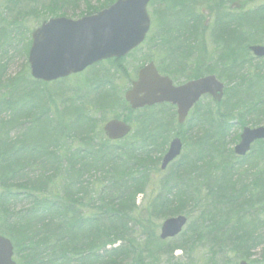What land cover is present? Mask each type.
I'll list each match as a JSON object with an SVG mask.
<instances>
[{
    "label": "trees",
    "instance_id": "16d2710c",
    "mask_svg": "<svg viewBox=\"0 0 264 264\" xmlns=\"http://www.w3.org/2000/svg\"><path fill=\"white\" fill-rule=\"evenodd\" d=\"M30 1L32 5L37 2ZM73 1L48 0V5L45 4L43 9L45 16L41 18L45 20L48 17L64 16L67 11H59L64 14L57 11L64 6H73ZM113 1L108 0L101 8ZM161 1L172 6L168 11L173 16L172 30L175 33V36L165 33L164 45L176 47L175 42H178L180 45L175 48V52L180 59L185 60V52H190L193 45L199 44L198 34L201 33L204 37L207 30L199 19L203 17V9L200 12L197 6L189 9L194 2L191 0ZM203 3H211L209 9H205L210 10L211 14V9L216 8L210 32L212 35L218 33L219 36L213 40L212 52L208 50L209 53L205 54L202 50V54V51L196 49L199 59L196 62L195 58L194 67H187L190 71L187 79L215 74L212 67L205 68L203 72L199 71L200 62L206 55L209 61L220 66L219 69L222 68L217 78L226 83V87L224 97L218 105L210 102L196 105L184 127L172 129L181 139L183 149L189 146L187 153L178 159V165L173 171L183 183L178 181L180 178L166 177L160 183L159 192L154 188L155 184H149L151 179L148 175L151 174L150 171L156 173L159 156L164 153L168 140L164 141V135L167 137L170 127V123H167L169 121L162 119L167 111L164 107L138 112L136 119L131 121L135 125L132 135L114 148V144L103 139L99 128L91 130L92 135L89 133L90 129L85 128L87 125L91 128L92 122L88 121L82 106L77 105L79 100L72 99L63 103V114H55L56 119L50 120L45 100L50 95L48 90L38 89L41 83L30 80L28 74L19 75L12 80L11 77L7 79L5 92L0 91V235L11 241L17 253L20 248L25 249V255L21 258L26 259V264H124L130 259L139 260L141 253L138 254L134 244L135 229L141 230L142 235L148 239L153 240L154 237L156 244H162L154 235L156 226L153 228L151 224L152 218H157L154 215L159 219L184 215L188 219L192 217L185 211L189 205L192 208L199 206L200 210L198 219L188 222L187 235L183 242L191 239L193 245L209 243L212 252L216 251L217 254L223 253L224 244L229 243L234 254L249 262L248 254L259 245H250L248 241L256 237L259 243L264 239V235L259 234L264 229V206L257 204L259 201L264 202V143H257L246 158L234 160L235 163H240L235 166L226 145L215 144L219 135L223 137L232 130L233 126L229 128L228 123L236 118L254 120V123L244 121L245 127H252L259 120H264V60L259 61L261 66H254L253 64L258 63L254 62L246 50L250 34L252 37L258 35L264 38V9L254 11L248 16L244 14L248 12L246 7L233 11L234 17H243L246 21L254 17L256 25L253 28L241 27L234 36H223L220 28L224 22H228L227 28L230 27L232 8L227 9L226 16L217 0H203ZM5 6H12L10 12H13L14 0H6ZM98 10L100 8L89 7L88 4L85 12L81 14L89 15ZM161 13L159 8L156 14L159 25L171 24L169 20L163 23L164 14ZM0 22V51L4 52L9 45L8 40L14 30L11 31L15 21L11 20L7 24ZM199 27L201 31L198 30ZM247 31L249 32L246 33ZM252 43H257V40H252ZM236 49H239L241 56L238 60L235 56V51H238ZM181 64L178 62L176 69ZM162 72L171 76L168 71ZM3 74L4 72L0 75L2 79ZM33 94L38 95L37 102L33 100ZM62 115H66V119ZM22 119L25 120L22 123L28 125L27 128L21 131L17 139L9 141L5 137L6 131L10 133L14 128L20 130L23 125L16 126ZM50 121L59 124L60 133L72 132L78 144L76 151L68 150L74 154L64 165L60 161V148L56 150L57 140L53 135H43L45 131L49 133L44 126ZM221 124L224 126L213 130ZM95 135L99 140L96 149L90 143L86 145L85 140L93 137V142L96 140ZM160 136L164 146L156 147L155 143ZM214 139L215 147H211ZM37 144L45 149L43 155L31 156L22 150H13L19 146ZM97 161H101L102 166L107 162L116 164L117 170L113 171L115 173L123 170L128 173L115 175L106 170L94 174V164ZM11 166L16 167L12 173H7ZM76 166H82L83 169L75 175ZM244 166L246 171L243 170ZM47 167L50 169L48 173L45 170ZM213 167L229 172L240 167V170L249 174V183L242 180L235 184L244 187V195L233 190L235 185L226 186L222 180L214 179L210 174ZM30 169L37 175L29 176ZM87 171L92 175L90 181L84 178L88 175L85 174ZM159 175L154 176V179ZM193 177L195 185L192 186ZM196 181L202 183L197 185ZM145 194L148 195V202L143 208H136L137 196ZM21 195L29 198L31 203L27 208L18 209L13 215L9 204ZM251 232L255 233L252 238ZM180 236H183V232ZM116 244L118 247H113ZM176 250L183 251L184 247H171L169 252L161 254H172Z\"/></svg>",
    "mask_w": 264,
    "mask_h": 264
},
{
    "label": "rangeland",
    "instance_id": "374dc122",
    "mask_svg": "<svg viewBox=\"0 0 264 264\" xmlns=\"http://www.w3.org/2000/svg\"><path fill=\"white\" fill-rule=\"evenodd\" d=\"M5 1L6 0H0V21L3 23H9L11 20L15 21V26L14 28L11 29L10 33V42L9 45L4 49L3 51H0V58H2L4 61L5 65L0 64V66L3 68L5 67L8 63H11L5 73L10 77L14 76L16 73L19 75L22 74H29L28 72V67L26 65V59H27V49L30 46V34L31 32L40 25V23L44 20V13L43 9L46 7L45 4L48 3V0H37L36 3L32 5V1H26V0H14V11L10 12V9L6 11V6H5ZM194 1L193 5L190 4L189 9H192L194 6L199 7V10L203 9V17H200L199 19L202 20V22H207V30L212 27L214 24V12L215 9H211L212 14L210 13V10H205L209 9L211 6L210 4L203 3V0H191ZM219 2V5L221 6V9L223 10V14L226 16L228 15L227 9L228 8H233L234 10L236 8H245L246 11L244 14L248 16L249 14L253 13L254 11H259L261 9H264V0H217ZM78 3L74 4L73 6H64L61 9H59L57 12L58 13H63L59 11H67V14H64V17L69 18V19H76L81 16H83V12H85L87 5L89 4V7H94V8H101L104 4L108 2V0H88L87 2L84 0H77ZM163 1L161 0H151L149 5L147 6V14L151 20V28L150 31L147 35V38L145 40V43L140 46L138 49L127 55L124 59L117 60L116 63L112 62H104L103 64H100L98 66H95V70L93 72L87 73L84 72L81 74L79 77H76L74 79H64L62 83L56 82L55 87L49 86L50 88L48 89L49 91L57 92L59 95L63 97H69L67 101L70 100H79L77 102V105L82 106L84 112L86 113V116L88 118L93 119L95 122L92 123L91 128L87 125L85 128H89L90 131L89 133L92 135L91 130H95L97 128H101L103 124L102 119H110L112 117H116L117 115H120L121 120L124 122H130L127 124H130L131 127L134 129V125L131 122L132 120L136 119V113H131L125 104L123 100V95L126 90H128L129 87V82L133 81L135 78V73L136 71L141 68L144 64L147 62L152 61L155 67L160 71V70H165L168 71L172 77L176 79L178 83H175L172 81L175 85L182 84L186 82L188 79V76L190 74V71L187 70V67L192 66L193 62H196L199 59V53L197 50H204L205 54L213 51L210 46V42L212 41V34L211 32L206 33L207 30L205 31L206 34H204V40L200 42L201 39V33L198 34V40L199 44L198 45H193L192 49L190 52L186 53L187 58L185 60L180 59V56L176 54L175 48L179 47V43L175 42L177 44L176 47H167L164 45L163 39L165 38V33H172L175 36V33L173 32L172 28L174 25V22L171 20V24L167 25H162L160 28L159 22L157 20V11L159 8H161V11L163 13H170L171 11H168V8L172 7L171 4L168 6L163 5L160 6ZM233 4V5H232ZM27 5V6H26ZM48 5V4H47ZM232 5V6H231ZM31 6V8H29ZM160 6V7H159ZM5 7V8H4ZM29 10V11H28ZM171 10V9H170ZM43 13V14H42ZM260 12H258L259 14ZM196 14V12H195ZM257 14V13H256ZM201 16V13L199 14ZM198 15V16H199ZM231 17H234V12L230 14ZM52 18V17H51ZM198 19V21H199ZM167 15L162 16V21L165 23L167 21ZM201 22V23H202ZM1 23V22H0ZM199 31H201V27L198 28ZM247 31L246 33H248ZM252 40H257V45H263L264 46V38L262 36L255 35L252 37L250 34L248 36V45H252ZM253 44V45H254ZM21 47L24 48V52L26 54L22 53L19 55L18 51H16V47ZM197 49V50H196ZM196 50V51H195ZM173 54L175 56H173ZM203 54V51H202ZM204 57V56H202ZM201 57V58H202ZM178 59H180L178 61ZM178 62H181V66L176 69V64ZM195 64L192 66L194 67ZM254 62H257L258 64H253L254 66H261L262 64L259 63V61L254 60ZM214 68L215 71L220 72L219 66L216 65L213 62H210L207 59V56L205 55L204 60L202 59L200 62V68L199 71H204L205 68ZM264 73V69H263ZM181 75V76H180ZM217 77V76H216ZM54 96V95H53ZM32 98L35 102L38 101V95L33 94ZM28 99V96L26 97ZM48 106H47V112L49 113V119L52 120V118L55 120L56 117L54 116L55 114H59V109L54 111L51 109L49 106V102L47 99H45ZM206 103H209V99L205 100ZM56 105H59V101L55 100ZM60 106H63V103L60 104ZM67 107V106H66ZM124 110H126V114H124ZM123 113V114H122ZM63 119H66V115H62ZM162 119L170 123V127L167 130V137L168 140L166 142V147L168 145V142L177 135L175 130L172 129H177L178 126L176 125L175 121V116L170 114L169 110L165 112V115L162 116ZM22 121L25 122L24 119H22L19 123H17L16 127H20L19 125H23V127H20V130L18 128H14L13 130L9 132L6 131L5 137L9 141H12L14 139H17L19 137V134L21 133L22 130H25L27 128V124H23ZM249 122V121H248ZM172 123V124H171ZM67 124V121L65 122V125ZM176 125V126H175ZM173 126V128H172ZM250 127V126H248ZM61 128V127H60ZM65 130V129H64ZM174 131V133H172ZM59 133V134H57ZM232 133H239L237 127L232 129ZM53 135L54 139L57 140V146L60 147V161L63 163L62 165L65 164L66 160L69 159V157L74 154V152H70L66 149L69 148V145L67 143L60 144V139H56L57 137H62L63 139H66L70 142L74 141L76 143V140H69L70 137L73 138L72 132H66V133H60L56 132ZM96 139L95 141V147H98L99 145V140L96 138V135L94 136ZM77 144V143H76ZM189 149V146H187L184 149L183 154H186ZM165 151V149H164ZM67 155V157H66ZM65 157V158H64ZM153 160V159H152ZM151 160V161H152ZM85 162L83 163V165ZM82 165V166H83ZM177 162L175 161L171 165H169L164 173L161 174V176L156 177V182H155V189L157 192L160 191V185L159 182H162L163 180H166L168 177V174L171 171H174ZM82 166H76L74 168L75 175L77 172H79L82 168ZM240 167H237L236 170H240ZM35 169V168H34ZM246 167H243V170ZM46 172H50V169L47 167ZM34 170H29V176H36L37 173H33ZM151 174L148 175V178L152 180V171H150ZM243 177L242 180H246L247 182L250 181L249 174H246L243 171ZM85 174L86 175L84 178L87 181H90L92 179V175L90 171H87ZM73 175V174H72ZM252 175V174H251ZM203 179V176H201ZM199 179V180H201ZM150 180V181H151ZM195 179L193 177V185ZM151 182H149L150 184ZM202 182L201 181H196L197 185H200ZM150 188V187H148ZM146 191V190H145ZM147 192V191H146ZM148 193V192H147ZM147 194L143 196H137L135 200V206L136 208H143L145 204L148 202L149 198H147ZM31 203L29 198H24L22 195L20 198H18L15 202L12 204H9L10 207L12 208V214L15 215L16 211L21 208H27V206ZM192 205L187 206L186 212L188 215H190L191 218H188V222H192L194 220L198 219L199 215V210L197 208H192ZM192 210V211H191ZM138 212H140L138 210ZM157 218H152L151 224L153 228L156 226V231L154 235L158 233V227L161 224V222L164 219H159L157 215H154V217ZM14 219H11L13 221ZM187 228H184L183 231V236H179L178 238H175L171 241H164L162 244H156L154 237L152 239H148L146 236L142 235L141 230L135 229V238H134V244L137 246V251L138 254L141 253V256H139V260L136 259H130L128 261H125L124 264H238V262L244 260L242 256H239L237 254H234L232 251V247L230 248L229 243H225L223 250L224 252L217 254L216 251L211 250L210 244L209 243H204L201 242L199 245H193L191 243V239H188L186 242H183L186 239L187 235ZM259 234L264 235V229L260 230ZM183 246L184 250H176L172 252V254H165L162 255L161 252H169V249L171 247H176V246ZM264 245V244H263ZM17 250H14V261L17 264H26V259L21 258L25 255V249L20 248L18 250V253L16 252ZM137 254V255H138ZM245 254V253H244ZM240 254V255H244ZM249 264H264V247L258 246V248L253 249L249 254ZM246 261V260H245Z\"/></svg>",
    "mask_w": 264,
    "mask_h": 264
},
{
    "label": "water",
    "instance_id": "95a60500",
    "mask_svg": "<svg viewBox=\"0 0 264 264\" xmlns=\"http://www.w3.org/2000/svg\"><path fill=\"white\" fill-rule=\"evenodd\" d=\"M149 0H118L99 13L75 21L51 19L32 32L28 53L30 76L37 81L47 82L76 74L101 60L122 58L136 48L144 39L149 28L145 6ZM249 52L255 58H264V47L251 46ZM223 85L215 77L207 76L173 88L167 78L160 77L150 63L137 74V80L124 95L132 110L150 107L159 103L176 106L177 123L183 124L189 110L203 96L209 94L213 103L222 99ZM130 128L118 121H109L103 128L107 139H123ZM264 139V130L249 131L244 128L238 154L248 151V144L255 139ZM180 141L170 142L162 158L160 169L179 154ZM186 220L170 218L160 228L161 240L173 238L180 233ZM12 247L0 237V264L11 261ZM240 264H245L241 262Z\"/></svg>",
    "mask_w": 264,
    "mask_h": 264
},
{
    "label": "bare ground",
    "instance_id": "6f19581e",
    "mask_svg": "<svg viewBox=\"0 0 264 264\" xmlns=\"http://www.w3.org/2000/svg\"><path fill=\"white\" fill-rule=\"evenodd\" d=\"M151 2V0H149L148 2H147V4H146V6H145V13H146V15H147V17H148V20H149V28H148V31H147V33L145 34V36H144V39H143V41L141 42V44L143 45L144 43H145V40H146V38H147V35H148V33H149V31H150V28H151V20H150V18H149V16H148V14H147V6L149 5V3ZM76 3H78L76 0H74L73 1V4H76ZM163 5H165V3L164 2H162L161 3V5L160 6H163ZM159 6V7H160ZM10 9V11H12L11 9H13V7L12 6H8L7 8H6V11H8ZM161 14H164V15H167V19L169 20V21H173V16H170V14L169 13H161ZM83 15H86V14H83ZM55 19H61V16H57V17H55ZM49 20H51V17L49 18H46L43 22H48ZM157 20H158V22H159V19L157 18ZM230 27H228L227 28V23L228 22H224L223 23V25L221 26V30H222V35L223 36H234V34L238 31V29H240L241 27H247V28H253V27H255V25H256V20L254 19V17H250L247 21L245 20V18H243V17H230ZM228 20V21H229ZM203 25L205 26V27H207V22H203ZM260 26V25H259ZM160 28L162 27V26H159ZM211 29V28H210ZM210 29H208L209 31H210ZM212 36H214V37H216V36H219V34L218 33H216V34H214V35H212ZM8 42L11 44V42H10V39L8 40ZM210 45H214V42H213V40L209 43ZM29 49H30V46H29V48L27 49V59H28V53H29ZM24 50V48H21V47H16V51H18V54L20 55L21 53H22V51ZM236 50H238L237 52L235 51V56H236V58H237V60L238 59H240L241 58V56H240V53H239V49H236ZM23 54H26V52H24L23 51ZM0 56H1V54H0ZM219 58H221V56L219 57ZM27 59H26V65H27V67L29 68V66H28V62H27ZM116 58H110V59H108V60H115ZM204 60V59H203ZM4 61L5 60H3L2 58H0V64H2V65H5L4 64ZM224 61V60H223ZM104 63V62H106V60H101V61H99V62H96V63H94V64H100V63ZM211 62V61H210ZM11 63H8L5 67H3V68H1L0 69V75L4 72V74H3V79L2 78H0V91L1 92H5V90H6V83L8 82V78H9V76L5 73V71L7 70V68H8V66L10 65ZM220 67V66H219ZM95 70V67H93V66H86L85 68H84V70L83 71H81V72H79V73H76V74H71V75H69V76H67V77H65V78H61V79H58V80H56V81H47V82H42L41 84V86H40V88H38V89H40V90H43V91H45V90H48L50 87L49 86H53V87H55V84L54 83H56V82H60V83H62V81L64 80V79H69V80H71V79H74V78H76V77H79L81 74H83L84 72H86L87 71V73H90V72H93ZM219 70H222V68H220ZM221 74V72H215V74L213 75V77H215V79H216V81L219 83V84H221V85H223V89H222V96H221V98L223 99V97H224V91H225V87H226V83H224L223 81H221V80H219L216 76H218V75H220ZM17 76H19V74L18 73H16L14 76H12L11 78H10V80H12V79H14V78H17ZM28 76H29V78H30V80L32 79L31 78V76L28 74ZM9 80V81H10ZM174 80V78L173 77H171V76H169V81H173ZM196 80H200V78L199 79H188L187 80V82L186 83H190V82H193V81H196ZM33 81V80H32ZM49 91V90H48ZM48 94L50 95V98H48V102H49V106L51 107V109L52 110H54V111H56V110H58L59 109V114L61 115V114H63V111H64V108H62L61 106H60V104L61 103H66L67 102V98L66 97H63V96H61V95H59L57 92L56 93H54L53 91L51 92V91H49L48 92ZM54 95V96H53ZM206 99H209V101H210V103H211V96L209 95V94H204L203 96H201V98L195 103V105H198V104H201V105H205L206 104V102H205V100ZM222 99L220 100V102L222 101ZM55 100H58L59 101V105L57 104L56 105V103H55ZM219 102V103H220ZM209 104V103H208ZM159 107H164L165 109H168L169 110V112L170 113H175L176 112V106H174V105H171L170 103H159V104H156V105H153V106H150V107H147L148 109H156V108H159ZM129 109V108H128ZM142 110H144V109H141V111ZM131 113H133L131 110H129ZM58 114V115H59ZM123 114V113H122ZM124 114H126V110H124ZM135 115V114H134ZM189 118V115L187 114V116H186V118H185V120H184V122L183 123H185L186 121H187V119ZM121 119H123V118H121V116L120 115H117L116 117H112V118H110V119H102V121H103V123L104 124H102L101 126H99V127H101L99 130L101 131V132H103V128H104V126H105V124L106 123H108V121H118V122H120V123H123L124 125L126 124V121L124 122L123 120H121ZM89 122H95L93 119H91V118H89V120H88ZM244 121L245 122H247V121H251V122H253L254 123V120H249V119H247L246 117H243V119L241 120V118H236L235 120H233L232 121V123H228V126H229V128H231L232 126H233V128L232 129H234L235 127H237V129H238V131H239V133H232L231 134V132H232V130L231 131H229L228 133H227V135L226 134H224L223 135V137H220V135H219V139H218V142L215 144L214 142H215V139L214 140H212V142H211V144H210V146L212 147V146H214V144L215 145H221V144H223V145H226L225 147H226V150H227V152H229L228 154H230L231 156V158H232V160H231V158H230V160H231V162L234 164V166H235V164H240V163H235V161L234 160H236V161H239V160H242V159H244V158H246V156L251 152V150H252V148L257 144V143H264V139H255V140H253L250 144H248V151H246L245 152V154L243 155V154H238L237 152H236V148L241 144V136H242V134H243V131H244V127L245 126H243V124H244ZM260 122H257V125H254V126H252V127H250V129H248L249 131H255V130H259V129H261V130H264V120H259ZM86 123V122H85ZM172 124V123H171ZM134 125V124H133ZM176 125L178 126V128H179V124L177 123V120H176ZM175 125V126H176ZM222 126H224V124H221V126L220 125H217L215 128H213V130H217L218 128L217 127H222ZM45 129H47L48 128V132L49 133H54V132H59V128H60V126H59V124L58 123H51V121L49 122V123H47L45 126ZM134 128H135V125H134ZM131 129V131L123 138V140H126V139H128L129 138V136H131L132 135V132H133V127H131L130 128ZM201 132H202V130H201ZM49 133H47L46 131H45V133L43 134L45 137L46 136H51V135H57V134H59V133H57V134H49ZM93 138V137H92ZM92 138H90V139H85L86 140V145H88L89 143H90V146L91 147H94L95 148V141L96 140H93V142H91V140H92ZM164 138H166V139H164V141L165 140H167L168 138L166 137V135H164ZM56 139H60L61 141L59 142L58 141V143H60V144H63V143H67L68 145H69V148L67 149V150H71V151H76L77 149H78V144H76L74 141H72V142H70V141H68V140H66V139H63L61 136L60 137H57ZM75 138L73 137H70V139L69 140H74ZM173 140L174 139H178L179 141H180V144H181V146H180V152H179V154L166 166V168L164 169V170H161L160 169V166H161V162H162V158H163V156L166 154V152H167V150H168V147H169V144H170V142L172 141V140H170L169 142H168V145H167V147L165 146V153L164 154H162V155H160L159 156V159H158V164H157V168H156V173L155 174H153L152 173V180H151V185H154L155 184V182H156V180L154 179V176H156L157 174H160L159 176H161V174L162 173H164L165 171H166V169H167V167L169 166V165H171L172 163H174L175 161L177 162L178 161V159H180L184 154L183 153H185L184 152V149H183V145H182V142H181V139L178 137V136H174L173 138H172ZM155 145H156V147H160V145H162V146H164V143H163V141H162V137L160 136V139L158 140V141H156V143H155ZM87 147V146H86ZM215 147V146H214ZM221 147V146H220ZM60 147H56V150H58ZM83 148H85V147H83ZM97 148V147H96ZM95 148V149H96ZM61 149V148H60ZM13 150H22V151H24V152H26V153H28V155H31V156H33V155H43L44 154V152H45V149L41 146V145H29V146H19V147H17V148H15V149H13ZM53 152V151H52ZM52 152H50V153H52ZM212 164L213 165H215L216 166V163L215 162H212ZM95 168H94V174H97V173H100V172H104V171H106V170H108V172L110 173V172H112V173H114L115 175H121V174H126V173H128L127 172V170H123L122 172H118V173H115V172H113L114 170L116 171L117 170V166H116V164H114V163H111V162H107V164L106 165H104V166H102V162L101 161H97L95 164ZM213 165H211V166H213ZM16 167V166H15ZM15 167H13V166H11V167H9L8 169H7V173H12V171L15 169ZM223 170V168H219L218 170H216L214 167H213V170L211 171V175L213 176V178L214 179H218V180H222V182L223 183H225V185L226 186H232V185H235V184H237V183H239L240 181H242V177H243V170H235V171H232V172H229V171H222ZM131 175L133 174V172H129ZM168 177H173V178H175V177H177V178H180L179 177V175H176L173 171H171L170 170V172H169V174H168ZM179 182H181V183H183V180L180 178L179 180H178ZM247 182V181H246ZM161 182H159V184H160ZM247 183H249V182H247ZM244 187L243 186H241V185H235L234 186V188H233V190L235 191V192H237V193H239V194H241V195H244V189H243ZM245 196H246V194H245ZM260 207H263L264 206V202H258L257 203ZM248 205L246 206V209H248ZM196 208H197V210H200V207L199 206H196ZM177 217H183V218H185V220H186V222H185V224H184V226L182 227V229H181V233L184 231V228L187 226V224H188V219L184 216V215H179V216H177ZM176 218V217H175ZM163 222L164 221H162L161 222V224L159 225V227L157 228L158 229V233H157V235H156V239L158 240V241H160V238H159V236H160V228H161V225L163 224ZM250 237L252 238V237H254V235H255V233L254 232H251L250 233ZM180 235L179 234H177L175 237H173V238H168V240H171V239H175V238H178ZM248 243L250 244V245H252V244H258L259 246H263L264 247V239L263 240H261L259 243L257 242V240H256V237H254V240H252V241H248ZM118 244H116L115 246H113V247H116ZM118 247V246H117Z\"/></svg>",
    "mask_w": 264,
    "mask_h": 264
}]
</instances>
